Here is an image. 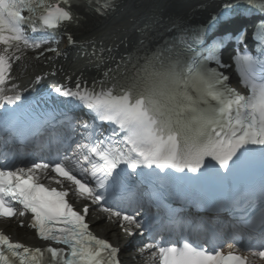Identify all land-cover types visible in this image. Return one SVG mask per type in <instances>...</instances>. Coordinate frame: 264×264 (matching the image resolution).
I'll use <instances>...</instances> for the list:
<instances>
[{
	"label": "snow or ice",
	"instance_id": "1",
	"mask_svg": "<svg viewBox=\"0 0 264 264\" xmlns=\"http://www.w3.org/2000/svg\"><path fill=\"white\" fill-rule=\"evenodd\" d=\"M247 2L264 13V0ZM114 3L107 0L105 10ZM73 4L74 0H0V108L21 99L18 86H7L14 79V65L25 59L27 51L43 48L34 57L37 61L46 53L63 55L56 47L59 41L46 34L75 21ZM261 28L259 39L264 43V25ZM239 39L243 41V34ZM68 40L75 43L71 36ZM178 40L194 53L190 62L177 59L165 64L161 50L147 58L127 85L105 87V81H99L98 90L78 81L75 89H54L87 109L94 121L111 126V131L82 123V139L70 138L75 146L62 142L50 161L0 165V220L30 214L27 227L41 241L63 246L32 249L0 232V264H120L118 249L90 230L89 204L118 219L121 231L131 236L132 228L140 229L141 222L132 214L110 210L103 202L138 177V169L198 173L211 159L228 171L244 150H264V60L239 52L233 57L241 86L249 92L242 95L229 87L230 77L220 71L229 67L220 56L223 41L208 45L206 55H201L196 47L206 45L202 36ZM72 196L88 203L78 211L69 201ZM253 247L259 250L250 255L264 261V233ZM145 250H151L157 264H252L249 256L187 240L171 246L144 243L136 252Z\"/></svg>",
	"mask_w": 264,
	"mask_h": 264
},
{
	"label": "bare ground",
	"instance_id": "2",
	"mask_svg": "<svg viewBox=\"0 0 264 264\" xmlns=\"http://www.w3.org/2000/svg\"><path fill=\"white\" fill-rule=\"evenodd\" d=\"M172 1H176V0H172ZM209 0H206L205 2L201 3V4H197L194 5L193 7L189 8L188 10H186V13H189L193 8H196L198 6H204L206 3H208ZM180 8V6H179ZM128 12H131L130 9H126ZM171 16L174 15V11L171 10L170 11ZM180 15L176 16L175 19H179ZM160 19H164V18H157L155 20V22H159ZM97 21H94L91 17L89 16H84L83 20H82V24L80 26V30L78 32L79 36H88L89 38H98L100 37L103 33L99 32L98 29L100 27H102L103 25L97 26L98 24L96 23ZM122 23V18L121 16H117L112 18L111 20H109V22H106L105 25L110 27V26H116L118 24ZM95 27H97V29H95ZM123 28L124 27H120V31L117 33V37H121L122 39L127 38L126 36H124L123 33ZM67 67V63L65 64ZM35 65L32 63L31 60V56L26 55L25 54V59H23L20 62H17V64L14 65L13 68V84H9L7 87H12V85H17L20 81H22L25 77L27 78V76L31 73V71H33V69H35ZM45 70L49 69L51 70V67H44ZM36 75V73H33L32 75H30L31 78H34ZM8 94V93H7ZM7 230L10 233L14 234L15 231L14 230H10L9 229V225L7 223H0V230ZM110 232H114V229L112 227H110ZM103 236L107 235V232L105 230H103L102 232ZM22 236H25V234H22ZM16 237H18V235H16ZM26 242L31 245L32 244V240L30 238L26 239Z\"/></svg>",
	"mask_w": 264,
	"mask_h": 264
}]
</instances>
